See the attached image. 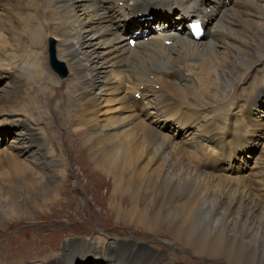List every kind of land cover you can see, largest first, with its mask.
<instances>
[{"label": "bare ground", "instance_id": "obj_1", "mask_svg": "<svg viewBox=\"0 0 264 264\" xmlns=\"http://www.w3.org/2000/svg\"><path fill=\"white\" fill-rule=\"evenodd\" d=\"M159 10L165 17L161 31L150 20L131 24ZM172 10L179 12L178 27ZM187 12L205 17V39L194 40L181 26ZM130 34L140 38L134 48ZM49 36L58 39V57L70 70L64 85L50 87L42 62L39 48ZM166 39L174 44L166 47ZM260 44L264 0H0V131L12 136L0 141V195L11 202L7 218L25 213L18 190L37 189L29 193L57 201L61 188L51 180L65 179L73 165L87 179L91 161L108 177V206L119 218L151 232L164 228L171 247L182 246L196 258L264 264V109L240 103L249 90L238 98L222 96L229 110L214 115L205 101L224 95V85L242 86L231 80L260 65L249 56ZM157 61L174 65L175 82L162 78ZM57 69L63 72L61 65ZM197 78L201 85H193ZM261 86L256 80L255 88ZM52 107L43 123V110ZM228 112L240 120L234 132ZM56 116L64 128L52 130L48 124ZM69 143L72 162L64 150ZM99 234L64 245L48 239L44 246L18 235L0 264H49L54 255L50 264H96L88 258L156 264L165 258L161 250ZM140 247L146 248L141 256ZM181 257L176 253L174 262Z\"/></svg>", "mask_w": 264, "mask_h": 264}, {"label": "rangeland", "instance_id": "obj_2", "mask_svg": "<svg viewBox=\"0 0 264 264\" xmlns=\"http://www.w3.org/2000/svg\"><path fill=\"white\" fill-rule=\"evenodd\" d=\"M48 22L49 24H52L51 19H49ZM50 37L52 36L45 38L42 47L39 48V51L42 56L43 64L47 66L46 73L48 75H51L50 76L51 78L50 77L49 78L51 84L50 87H52V86H57L59 84H63V85L66 84V82L69 80L70 70L67 66L69 71L68 75L64 78H61L50 67L49 59H48V39ZM56 45L59 54V44L57 40H56ZM247 52H252V51H247ZM247 77L250 78L249 76ZM251 77H260V75H254ZM261 77H260L261 79H259V81L262 82L261 88H259V90L250 89L251 95L253 94L252 95L253 97H258V95H260V89L264 87V75H261ZM193 83H194L193 85H199L200 81L197 78V80H195V82ZM230 85H233V83H231ZM49 90L52 89L50 88ZM44 92L47 94L46 90H44ZM54 94L55 92H51L50 98L52 97L53 99H56L54 97ZM217 94L218 95H214V96L212 95L205 100V101L207 100L209 101L208 105L210 109L212 110L213 108L211 115H214L215 113L217 114L221 111H227L229 110L228 107H230L228 102L224 101L225 99L222 97L223 94L222 93H217ZM220 101L222 102V104H220L221 103ZM59 103L60 102H58V104ZM261 103L264 104V94H261ZM65 107H69V106L67 105ZM54 110H55L54 107H52L51 110H49L48 108L43 110L42 114L45 118V119L43 118L44 119L43 123L47 122V117L45 115L47 113L49 114L54 113ZM56 117L58 119L54 118L53 122L51 123L49 122L48 124L49 128H51L52 130H55L52 128V126H58V124H60V126L64 128V126L62 125V118L60 116H56ZM225 123L227 124V122ZM233 123L234 122H232L231 132H234ZM8 128L9 127H7V129ZM5 138L7 140L9 139V137H5ZM11 138L12 136L10 135V139ZM66 139L67 137L65 135L61 137L62 145H64V141H66ZM80 146H84V144L80 143ZM64 150L68 162H72V144L69 143L67 146H64ZM81 157L84 160L85 164H89L91 158L89 154H87V152H83L81 154ZM67 171L68 170H66V172ZM87 171H88L87 175L90 176L89 178L87 179L79 178L80 175L79 167L78 165H73L72 169L69 170L68 176H66L65 179L57 180L58 183H56L54 180H51L53 183L59 184V188H61L58 189L60 193V194L58 193V195L60 196V198H58L57 201L50 197L48 198H46V196L39 197V195H33L32 193H29V191L31 190L37 191V189L24 188L22 192L18 190V193L20 194V199H19L20 204H22V206L24 207L23 209L25 210V213L24 214L21 213L20 216L18 215L13 220L7 218V215H11L10 213H8L10 212L9 207L11 205L9 196L5 194L0 195V210H4V212H2L3 216L0 218V257L6 254V252L3 251L5 248L9 250H13L12 245H14L16 242L12 244L11 242L16 240L12 241V239L14 237H17L18 235H22V232L24 233L21 237L22 241L31 239V244L36 243V245L39 246H44L46 244L45 241L48 239L58 240V243H61L62 245H64L65 243L71 240L90 241L94 237V235L100 233L99 235L103 236L105 232V234L110 235L109 237L113 236L111 238L119 236L124 238V240L117 237L116 239L123 241L133 240L137 243L144 244L145 246L152 248L154 250H161L164 253L165 258L161 262H159L158 258H156L154 260L155 262H157L156 264H197V263L198 264H211V263L228 264L224 259L214 260L202 256H199L200 258H196L195 253L192 254L183 251L184 249L182 246H179V248H176L175 246L171 247L170 243L168 242L169 236L167 235L164 228L161 230V232H151L141 226L136 225L137 223L136 220L127 221L125 218H119L118 214H116L115 211H113V209H111L108 206L109 199L111 198L112 195L111 194L112 188L109 186L108 177L102 174L97 168V166L94 165V163H91V161H90V165L87 166ZM94 180H98L99 185L98 183L94 185L95 184ZM93 185L94 187H92ZM78 189L80 190V193L76 194V191ZM47 191L49 190L46 188L45 192ZM34 198L37 199L38 204H42L41 207H36L34 205V200H33ZM45 198L48 201H45ZM179 201L182 202L180 198ZM70 226L73 228L72 231L69 228ZM66 228H68V230L70 231H67ZM78 229L80 230V232L85 233L84 235H81V237L86 239L78 238L76 236ZM84 229H87L89 231L88 232L82 231ZM138 229H140V231H143L145 233L141 232V234H137ZM114 231L117 233L123 232L122 233L123 235L116 234ZM149 232H151V234ZM28 236L30 238H27ZM34 240L37 241L34 242ZM163 241L169 243V246H166L163 243ZM140 248H141L140 251V256H141L143 251L146 250V248L144 247H140ZM69 252L71 253L72 251ZM176 253L182 257L180 258L179 261L174 262L176 258ZM188 256H192L193 257L192 260L188 259ZM56 258L57 256L54 255L51 258L50 263H52ZM198 259H203L205 261L201 260L197 262ZM86 261L88 262L93 261L96 264H109L106 260L103 261L95 260L94 258H88L86 259ZM0 262L3 263L4 260L0 259ZM151 262L153 261H151L150 259H147V261H145V263L147 264H150ZM18 264H26V263H23L21 260H19Z\"/></svg>", "mask_w": 264, "mask_h": 264}, {"label": "water", "instance_id": "obj_3", "mask_svg": "<svg viewBox=\"0 0 264 264\" xmlns=\"http://www.w3.org/2000/svg\"><path fill=\"white\" fill-rule=\"evenodd\" d=\"M51 40H50V48H49L51 65L53 68L57 69V66L59 63H58L57 58H56L55 40L54 39H51Z\"/></svg>", "mask_w": 264, "mask_h": 264}, {"label": "snow or ice", "instance_id": "obj_4", "mask_svg": "<svg viewBox=\"0 0 264 264\" xmlns=\"http://www.w3.org/2000/svg\"><path fill=\"white\" fill-rule=\"evenodd\" d=\"M193 28L196 30H199V25L198 24H193Z\"/></svg>", "mask_w": 264, "mask_h": 264}]
</instances>
